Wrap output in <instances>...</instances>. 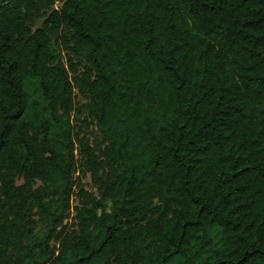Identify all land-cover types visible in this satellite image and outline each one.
<instances>
[{
  "label": "trees",
  "instance_id": "1",
  "mask_svg": "<svg viewBox=\"0 0 264 264\" xmlns=\"http://www.w3.org/2000/svg\"><path fill=\"white\" fill-rule=\"evenodd\" d=\"M0 264H264V0H0Z\"/></svg>",
  "mask_w": 264,
  "mask_h": 264
},
{
  "label": "rangeland",
  "instance_id": "2",
  "mask_svg": "<svg viewBox=\"0 0 264 264\" xmlns=\"http://www.w3.org/2000/svg\"><path fill=\"white\" fill-rule=\"evenodd\" d=\"M62 6L61 3L57 4V9H60ZM65 56V52H63V57ZM85 104V101L79 96V92L76 89L75 90V108H76V113L74 114L73 118V125H74V134L76 141L78 142L81 139H85L88 141L90 146L93 148L97 147L100 145L102 142V139L100 138L97 129L94 125L86 124L84 123V119L86 118V115L83 114L80 119L79 116L77 115L78 110H82V113L84 110L81 108ZM78 148V146H77ZM77 156V161H78V166H77V172L74 176L76 186L74 188L73 194L70 199V213L69 217L66 220V226L69 230L75 229L76 228V208L79 206V197H78V188L77 186H82L84 190L92 195H94L97 199H100L98 196L97 188L93 183V180L91 178V174L88 173L85 168L83 167V160L82 157L80 156L79 152L77 151L76 153ZM110 206L108 205V209ZM43 233L40 231L38 233V237L41 236ZM54 246L58 248L59 246L55 243Z\"/></svg>",
  "mask_w": 264,
  "mask_h": 264
}]
</instances>
